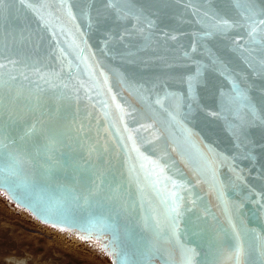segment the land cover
<instances>
[{
    "label": "water",
    "instance_id": "water-1",
    "mask_svg": "<svg viewBox=\"0 0 264 264\" xmlns=\"http://www.w3.org/2000/svg\"><path fill=\"white\" fill-rule=\"evenodd\" d=\"M122 6L0 3V192L113 264H236L237 232L264 264V25L236 0Z\"/></svg>",
    "mask_w": 264,
    "mask_h": 264
},
{
    "label": "rangeland",
    "instance_id": "rangeland-1",
    "mask_svg": "<svg viewBox=\"0 0 264 264\" xmlns=\"http://www.w3.org/2000/svg\"><path fill=\"white\" fill-rule=\"evenodd\" d=\"M13 256L28 264H113L101 249L41 223L0 192V264H14Z\"/></svg>",
    "mask_w": 264,
    "mask_h": 264
},
{
    "label": "snow or ice",
    "instance_id": "snow-or-ice-1",
    "mask_svg": "<svg viewBox=\"0 0 264 264\" xmlns=\"http://www.w3.org/2000/svg\"><path fill=\"white\" fill-rule=\"evenodd\" d=\"M2 3V0H0ZM130 3V0H109V6L112 7L117 13L124 12L125 14L131 13V8H125L122 5H126ZM236 7L240 10V14L244 16L246 19L251 20L252 24H250L251 32L255 33L259 25H264V0H236ZM256 18H259V23L257 24ZM227 24V21L223 22ZM233 89L235 92V96L232 97L233 101L237 102L238 107H243L248 110L247 114L251 115L254 119L257 117V113L251 104L250 97L246 94V92L242 91L239 86L233 85ZM160 103V101H157ZM260 119L264 121V112L260 114ZM239 139V137H237ZM173 196L176 194L173 192ZM172 212L175 213V217L178 218L181 213L178 208H172ZM177 225L174 224V227ZM234 227V226H233ZM85 239L89 238L88 236L84 237ZM99 238V237H98ZM235 246H234V256L236 258V264H239L240 257L244 253L243 244L240 238V234L237 232L234 235ZM112 242L109 241L104 247L105 250L111 246ZM187 256L185 260V264H192V260L197 255L195 249H187Z\"/></svg>",
    "mask_w": 264,
    "mask_h": 264
},
{
    "label": "bare ground",
    "instance_id": "bare-ground-1",
    "mask_svg": "<svg viewBox=\"0 0 264 264\" xmlns=\"http://www.w3.org/2000/svg\"><path fill=\"white\" fill-rule=\"evenodd\" d=\"M64 232H66V231H64ZM68 233H70V232H68ZM8 259H9V261H11L14 264H28L27 259H25V258H19V257L13 256V257H8Z\"/></svg>",
    "mask_w": 264,
    "mask_h": 264
}]
</instances>
